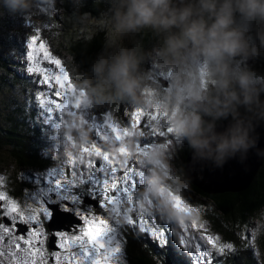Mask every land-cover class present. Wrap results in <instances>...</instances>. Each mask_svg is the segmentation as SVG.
<instances>
[{"label": "clouds", "instance_id": "9594fccd", "mask_svg": "<svg viewBox=\"0 0 264 264\" xmlns=\"http://www.w3.org/2000/svg\"><path fill=\"white\" fill-rule=\"evenodd\" d=\"M5 3L22 14L34 6V0ZM109 12L108 47L114 51L94 66L100 103L139 102L145 88L139 66L149 57L153 66L173 73L171 125L194 152L226 161L257 147L264 72L253 64L264 59V0H110ZM145 28L161 37L150 52L123 45L124 36ZM225 120L218 131V122Z\"/></svg>", "mask_w": 264, "mask_h": 264}, {"label": "snow or ice", "instance_id": "6c2138e0", "mask_svg": "<svg viewBox=\"0 0 264 264\" xmlns=\"http://www.w3.org/2000/svg\"><path fill=\"white\" fill-rule=\"evenodd\" d=\"M31 14L21 17L27 23ZM32 27L35 34L25 40L19 58L25 62L27 73L35 74L42 134L60 154L64 152L59 134L61 112L71 107L65 67L42 35L50 25L35 27L33 23ZM100 158L103 162L99 164L92 159L66 158L67 168L58 166L36 174L31 178L32 189H24L19 199L0 179V219L4 221L0 223V264H5V259L7 264H49V257L51 264H128V226L134 233L142 232L155 240L158 247H166L171 241L173 248L186 250L190 264H219L221 257L226 259L233 252L232 242H222L220 235L209 234L207 229L205 234L196 235L184 226L177 241L172 236L174 224L139 207L137 192L144 170L128 168L131 175L117 176L124 169L104 153ZM136 176L140 178L139 188ZM183 199L192 205L186 194ZM97 208L102 211L97 212ZM49 236L53 245L50 253L45 247ZM242 238L250 240V236Z\"/></svg>", "mask_w": 264, "mask_h": 264}, {"label": "rangeland", "instance_id": "374dc122", "mask_svg": "<svg viewBox=\"0 0 264 264\" xmlns=\"http://www.w3.org/2000/svg\"><path fill=\"white\" fill-rule=\"evenodd\" d=\"M62 2L63 0H34V6L30 11L32 14L26 23L21 16L28 13L14 12L6 5L5 0H0V39L7 38L8 34H12L11 38L16 39L19 32L22 35L21 40H23L22 50L7 48L6 45L0 42V58L3 53H8L10 57L20 59V54L24 51L25 40L30 35L35 34L32 27L33 23L35 27H41L43 23L50 25L48 29L43 30L42 35L46 37V43L49 45L53 55L59 58L61 54L58 53L57 48L59 47L55 39L56 35L53 33L52 39L51 28L53 22H56L53 13L56 14L63 11ZM109 4L110 0H106V13L104 12L105 15L101 20L95 21L89 17H84L82 19L76 18L74 22L79 26L82 25L81 27L96 26L105 28L110 33L111 14L109 12ZM33 9H39L40 11L38 13L33 12ZM7 20L9 23L6 24ZM130 35L131 33H128L123 37V45L126 47L128 46ZM113 51L114 49L109 47L108 53L103 55L102 58L110 59ZM65 56L62 57V63L65 67V81L71 107L61 112L59 134L62 137L64 152L56 154L50 146L51 141L49 139L44 143L45 152H50L52 159L54 158L51 160L52 163L54 162L53 164L56 167L64 166L67 168V165L64 164L65 159L67 158L70 161L75 157L77 160L83 161L92 159L99 164L103 162L100 155L104 153L111 158L113 163L124 169V171L117 172L115 174L117 176L131 175L132 173L127 172V169L132 168L133 171H136L137 167H139L144 170L143 184L137 192L141 210L149 213L155 212L165 223L174 224L172 236L174 235L177 241L184 226H188L189 232L196 235L205 234L204 229H207L209 234L217 235L210 230L209 223L201 216L202 207L195 203H192V205L188 204L183 199L184 193L182 189L177 186V181L180 182L181 170L179 169L180 163H178L179 157L176 155V151L184 149L185 146L182 144L181 137L174 133L171 125L170 114L175 108V93L170 88L171 84H167L163 89L161 88L159 76L162 75V80L166 79L170 82L173 80L171 70L152 65L156 72L153 75L151 72L144 75L148 77L151 75L147 80L148 83L144 80V83L148 85L144 89L148 90L151 103L137 104L132 112L126 111L124 107L121 111H118L119 109L113 104L108 103L105 105L100 103L92 88H90L91 92L88 90L85 92L77 82L75 84L71 83L73 80L70 77L71 73L66 71L68 64L72 63V60L68 55ZM22 62L25 65V62ZM23 69L29 77L33 78L32 82L36 93L35 74L30 75L25 67ZM141 69L140 67V74L143 73ZM186 71H190V69ZM144 72L147 73L146 70ZM166 80L164 81L167 83ZM103 84L105 87H110L107 81H104ZM204 86L207 88L212 87L210 83H206ZM183 107L185 110H189L187 103ZM98 123H102L103 127H97ZM51 168L49 167L48 169ZM173 171H176V175L173 174ZM29 173L30 171L28 170L25 172L18 171L11 162L0 163V174H2L0 179L5 181L4 188H8V185H6L7 179L10 182L11 177L15 174H19L20 178H25ZM32 174L36 175L38 173L32 171ZM135 179L139 188L140 178L136 176ZM32 187L33 185L26 189L31 190ZM0 190H3V188H0ZM186 190L192 195L193 199L205 201L202 197L192 194L188 187ZM193 224H196L195 228L191 227ZM263 226L264 215L260 219L254 220L251 227L247 230L253 242H256ZM45 247L47 248V240L45 241ZM251 248L255 253H258L255 243H251ZM181 250L186 253V250ZM50 252L48 250V253ZM5 264H7V259H5ZM49 264H51L50 257ZM258 264H263L260 257H258Z\"/></svg>", "mask_w": 264, "mask_h": 264}, {"label": "trees", "instance_id": "16d2710c", "mask_svg": "<svg viewBox=\"0 0 264 264\" xmlns=\"http://www.w3.org/2000/svg\"><path fill=\"white\" fill-rule=\"evenodd\" d=\"M62 6V12L53 13L56 22H53L51 37L53 39V33L56 35L58 53L61 54L59 58L63 61L62 57L68 55L72 60L69 64L70 68L66 71L71 73L70 77L73 78L71 83L77 81L81 87L88 84L94 92L100 83L94 66L103 55L108 53L109 31L96 26L81 27L82 25H77L74 20L84 17L95 21L101 20L105 15L106 0H63ZM7 23H9L8 20ZM7 36L5 39H0V42L7 48L22 50L23 40L19 32L17 37L15 36L16 39L11 38L12 34ZM160 40L161 37L150 28H145L131 32L127 47L140 46L144 52H150ZM146 61L147 57L140 66L146 64ZM24 67L20 59L10 57L8 53L1 55L0 163L11 162L18 171H30L25 178H20L19 174H15L10 182L7 179L6 185L10 187L11 193L17 199L24 195V189L33 185L31 178L35 175L32 171L40 173L49 167H56L51 161L54 159H52V154L45 152L44 149L47 139L43 136L41 124L37 120L38 108L35 101L33 78L25 73ZM253 67L258 72H264V59L256 60ZM159 76L160 79L163 78L162 75ZM167 84L172 83L167 81ZM129 102L131 101L117 99L110 104L121 111ZM102 104L107 105L108 103ZM220 122L223 121L218 123ZM182 144L185 146L184 149H178L176 155L179 157V169L184 172L185 158L190 146L186 141ZM172 178L175 179L173 176ZM177 186L191 199L192 203L202 207L201 216L209 223L210 230L220 235L222 242L234 244L233 252L226 259H220L219 264H258V257L264 264V226L256 242H253L251 238L250 240L242 238L249 236L247 230L253 221L264 215V158L249 188L239 193L207 195L188 181L189 191L205 199L203 202L193 199L181 182L177 181ZM96 211L102 210L98 208ZM2 222H4L3 219L0 223ZM128 227L129 231L126 233L128 264H190V257L187 253H184L178 246L173 248L171 241L166 247L161 248L157 246L156 241L150 240L144 233H134L131 227ZM173 237L176 239L174 235ZM251 243L256 244L258 253L252 250Z\"/></svg>", "mask_w": 264, "mask_h": 264}, {"label": "water", "instance_id": "95a60500", "mask_svg": "<svg viewBox=\"0 0 264 264\" xmlns=\"http://www.w3.org/2000/svg\"><path fill=\"white\" fill-rule=\"evenodd\" d=\"M160 84L164 88L167 86L162 79ZM228 122L218 123L221 125L218 131H222ZM256 135V148L246 154L237 153L235 158H227L226 161L204 157L190 147L184 163V172L189 183L207 195L239 193L248 189L264 158V123H260L256 128ZM47 248L49 251L53 248L50 236L47 239Z\"/></svg>", "mask_w": 264, "mask_h": 264}, {"label": "built area", "instance_id": "2783aa9c", "mask_svg": "<svg viewBox=\"0 0 264 264\" xmlns=\"http://www.w3.org/2000/svg\"><path fill=\"white\" fill-rule=\"evenodd\" d=\"M65 56V55H64ZM66 57V56H65ZM68 64V63H67ZM142 68L141 70H143V73H142V76H143V78H144V80H145V82L151 77V75H150V77H148V76H144V75H147V74H149V72H151V74L153 75L154 74V72H156V70H155V68H153L152 67V61H151V58H149V57H147V61H146V64H143V65H141V66H139V68ZM70 67H69V64H68V69H69ZM154 70H152V69ZM67 69V70H68ZM144 70H146L147 71V73H145L144 72ZM152 70V71H151ZM159 74H161V73H159ZM152 78H154L153 76H152ZM151 78V79H152ZM75 82H77V81H75ZM75 82L73 81V84H75ZM170 82H173V80L172 81H170ZM146 83H148V81L146 82ZM148 85H146L145 84V87H147ZM82 89H83V91H85L86 92V90H88L89 92H91V87L88 85V84H85V85H82V87H81ZM144 91H146L145 93H144ZM141 97H142V99L139 101V102H135L134 104H132L133 102H129V103H127L125 106H124V109H126V111H128V112H132L135 108H136V106H137V104H140V103H142V104H149V103H151L150 101H151V97H150V95H149V93H148V90L147 89H144L143 90V92L141 93ZM181 139H182V141L184 140L182 137H181ZM173 174H175L176 175V171H173ZM180 182H181V184L184 186V187H188L187 186V178H186V176H185V173L183 172V171H181V174H180Z\"/></svg>", "mask_w": 264, "mask_h": 264}, {"label": "bare ground", "instance_id": "6f19581e", "mask_svg": "<svg viewBox=\"0 0 264 264\" xmlns=\"http://www.w3.org/2000/svg\"><path fill=\"white\" fill-rule=\"evenodd\" d=\"M171 83H173V82H171ZM125 106V105H124Z\"/></svg>", "mask_w": 264, "mask_h": 264}]
</instances>
